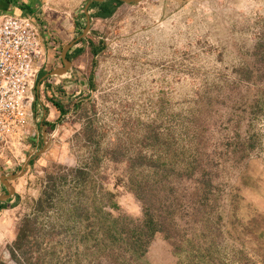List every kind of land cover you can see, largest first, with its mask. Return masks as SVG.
Here are the masks:
<instances>
[{"label": "rangeland", "instance_id": "obj_1", "mask_svg": "<svg viewBox=\"0 0 264 264\" xmlns=\"http://www.w3.org/2000/svg\"><path fill=\"white\" fill-rule=\"evenodd\" d=\"M12 1L51 47L25 131L0 151V178L27 164L0 205V264H264V0L122 2L105 19L89 4L60 75L90 0ZM138 185L155 208L169 197L140 248L126 241Z\"/></svg>", "mask_w": 264, "mask_h": 264}, {"label": "built area", "instance_id": "obj_2", "mask_svg": "<svg viewBox=\"0 0 264 264\" xmlns=\"http://www.w3.org/2000/svg\"><path fill=\"white\" fill-rule=\"evenodd\" d=\"M51 34L35 12H0V151L7 137L24 133L38 74L48 60Z\"/></svg>", "mask_w": 264, "mask_h": 264}, {"label": "trees", "instance_id": "obj_3", "mask_svg": "<svg viewBox=\"0 0 264 264\" xmlns=\"http://www.w3.org/2000/svg\"><path fill=\"white\" fill-rule=\"evenodd\" d=\"M8 2L16 6V4H14L15 1L9 0ZM121 4L122 2L120 0H103L101 2L93 1L90 4L88 9L95 8V11L90 15L91 17L104 19V18L111 17L116 11V9ZM17 8L23 11H27V12H34L32 9H29L27 6H23V5L22 6L17 5ZM100 50H101V47L92 49L93 55H96ZM69 57L70 55L67 53V58ZM239 81L248 82V78L243 77V79H240ZM51 104L60 112V115H62V112L64 111L62 106L56 103H51ZM59 118H58V121L60 120ZM236 149H239L238 143H236L234 150ZM198 159H199L198 154L196 155L195 153H193L192 155L193 165L189 166L190 171L188 172L190 175H192L195 172V170L197 169V166H200L201 161H199ZM199 170H201V174H200L202 177L201 182H202V185L204 186L202 187V190H201L202 192L201 198L202 200H205L207 198V193H209V189L207 187L210 186V183H209V179L205 177L206 176V172H204L205 168H201ZM148 188H149V185H144V186L138 185L135 189V192L137 193V197L141 200L143 204V216H142L141 222L139 223L140 227L138 228V230H133L131 233L130 239H126V241L130 242L133 247L137 246L138 248H140L143 244L147 242L149 237H152L156 231H159L163 228L162 227L163 223H161V221H159L158 219L154 217L155 216L154 211H158L160 213V211L163 209V207L160 208V204L163 205V202L165 200H169V197H167V192H166V195L163 197V199L159 201L160 204H157V208H155L151 201V197L153 195L151 193H148L147 195ZM169 193H171V190ZM172 200H176V198L174 197ZM9 204L10 203L8 204L0 203V205H4L7 208L10 207ZM128 231L129 230L122 229L121 232L127 233Z\"/></svg>", "mask_w": 264, "mask_h": 264}, {"label": "water", "instance_id": "obj_4", "mask_svg": "<svg viewBox=\"0 0 264 264\" xmlns=\"http://www.w3.org/2000/svg\"><path fill=\"white\" fill-rule=\"evenodd\" d=\"M93 1H103V0H90L88 1V3L85 5L84 7V11H85V15H86V25L82 31V34L79 36V37H76L73 41H71L70 43H68L63 49H62V52H61V61L63 63V67H60V68H57V69H54L52 71H50L48 73V75H60L62 73H66L67 70L69 69L70 67V60L67 58V53H68V50L72 47L73 43H75V41H77L80 37H82L83 35H85L87 33V31L89 30L90 28V16L87 12V8L89 6V4H91ZM121 2H124V3H135V2H139L141 0H120ZM27 167V164H24V166L22 167L20 173L18 175H10V176H7V175H3L1 176L0 178V182L2 183V185L5 187V194H2L0 195V201L2 200H5L7 199L8 197L12 196L13 193H14V188L13 186L9 183V180L10 179H14L15 177H18L20 175H22L24 172H25V168Z\"/></svg>", "mask_w": 264, "mask_h": 264}, {"label": "crops", "instance_id": "obj_5", "mask_svg": "<svg viewBox=\"0 0 264 264\" xmlns=\"http://www.w3.org/2000/svg\"><path fill=\"white\" fill-rule=\"evenodd\" d=\"M9 0H0V12L1 11H5V10H7V9H11V8H13V9H18L17 8V5L16 6H14L13 4H11V3H9L8 2ZM43 3H47V0H43ZM44 5V6H43ZM42 5V8L43 9H45L46 8V6H45V4H43ZM47 9V8H46ZM47 12V11H46ZM47 15H48V13H46ZM96 19H102V18H96ZM105 19V18H104ZM47 111V110H46ZM47 113V115H49V116H52V115H54L55 114V112L53 111V109L52 108H48V111L46 112ZM15 192V191H14ZM16 198H17V195H16V193H13V195L12 196H10V197H8L7 199H5V200H2L0 203H5V204H8V203H13L14 202V200H16Z\"/></svg>", "mask_w": 264, "mask_h": 264}]
</instances>
